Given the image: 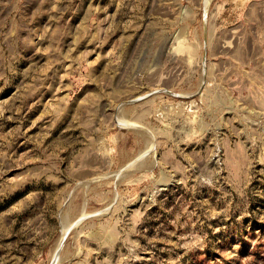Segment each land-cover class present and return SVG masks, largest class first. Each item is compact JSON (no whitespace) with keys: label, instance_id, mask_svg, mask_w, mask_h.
Returning <instances> with one entry per match:
<instances>
[{"label":"rangeland","instance_id":"374dc122","mask_svg":"<svg viewBox=\"0 0 264 264\" xmlns=\"http://www.w3.org/2000/svg\"><path fill=\"white\" fill-rule=\"evenodd\" d=\"M0 264H264V0H0Z\"/></svg>","mask_w":264,"mask_h":264}]
</instances>
